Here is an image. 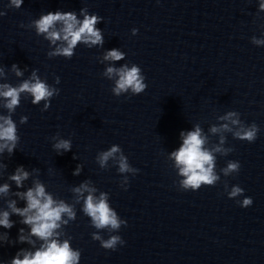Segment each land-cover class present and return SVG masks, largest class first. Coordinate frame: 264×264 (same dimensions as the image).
I'll return each instance as SVG.
<instances>
[{
    "label": "water",
    "instance_id": "obj_1",
    "mask_svg": "<svg viewBox=\"0 0 264 264\" xmlns=\"http://www.w3.org/2000/svg\"><path fill=\"white\" fill-rule=\"evenodd\" d=\"M258 0H24L17 8L0 0V82L13 85L29 78L33 69L60 92L31 103L28 93L12 113L19 140L12 154L0 156V183L12 185L0 196V208L14 196L15 182L8 175L18 164L29 170L24 186L40 179L55 198L75 211L59 231L81 251L79 264H264V45L251 37H264V11ZM86 8L103 17L98 24L104 44H78L71 58L49 56L54 47L38 35L33 21L57 8ZM138 29L132 34L131 29ZM117 47L126 56L103 58ZM23 75L17 76L12 63ZM138 64L147 87L139 94L116 96L114 77L105 69L112 64ZM60 77V83L56 82ZM229 110L238 113L241 125H258L254 141L236 138L232 130L212 133L211 126ZM0 112L7 109L0 107ZM28 116L25 123L22 116ZM199 124L216 153L215 171L220 179L198 190L179 187L169 153L179 146L181 129ZM72 140V149L58 155L56 139ZM223 137V141H221ZM119 144L137 173L118 171L110 158L104 166L100 151ZM75 156V158H73ZM229 160L240 169L224 175ZM77 164L82 170L73 175ZM128 187L124 188V177ZM87 182L95 195L107 193L110 205L127 220L118 232L125 241L115 250L101 247L92 233L107 238L108 228L97 229L82 211L83 198L74 187ZM232 184L245 189L253 203L241 207L226 194ZM83 195H87L85 192ZM11 219L19 221L16 214ZM19 222L6 229L15 239ZM5 229L0 228V233ZM33 239H36L33 237ZM40 241L36 239V246ZM27 242L0 244V260L10 259Z\"/></svg>",
    "mask_w": 264,
    "mask_h": 264
},
{
    "label": "clouds",
    "instance_id": "obj_2",
    "mask_svg": "<svg viewBox=\"0 0 264 264\" xmlns=\"http://www.w3.org/2000/svg\"><path fill=\"white\" fill-rule=\"evenodd\" d=\"M24 0H10V4L19 8ZM257 8L264 11V0H258ZM5 13L0 11V15ZM103 17L96 12H89L84 7L78 11L73 9L63 10L57 8L42 13L33 21L36 33L43 35L54 47L48 52L49 56H63L71 58L78 44H84L88 47L104 44V33L98 24ZM137 28L131 29L132 34H136ZM253 44L257 46L264 45V37H251ZM126 53L117 48H108L104 52L103 58L108 61L121 60ZM12 69L17 76H22L23 71L17 63H12ZM105 73L109 78L114 77L112 93L116 96L131 93L136 95L144 91L147 87L145 75L141 67L132 63L131 65L122 64L119 67L108 65ZM3 69L0 68V75H3ZM56 82L60 83V77L56 76ZM28 93L31 96L32 104H39L44 101L43 110L49 108L51 98L58 95L59 88L53 87L42 79L37 70L33 69L29 78L23 79L19 84L13 85L7 81L0 82V107L7 109L6 113L0 112V156L7 151L12 154L16 149L19 140L17 132V123L12 117V113L21 102V94ZM222 123L219 126L213 125L209 129L212 133L224 130H232L231 126L236 125L233 135L236 138L252 142L256 139L259 130L258 125L252 123L249 126L240 124L238 113L235 110H229L219 117ZM28 116L20 118L21 123H25ZM180 143L169 153L174 162L179 180V187L184 190H198L202 185H214L220 179V175L215 171L216 153L224 151L220 145L213 148L207 147L208 137L199 124L193 125L190 129H181L179 132ZM221 137V141H223ZM58 155H63L72 149V140L68 138H59L51 145ZM75 158V156L73 157ZM112 158L118 163V171L121 173H137L138 168L130 165L127 155L119 144L113 143L106 150L100 151L96 159L101 166ZM0 167H7L0 162ZM240 169L239 160H229L222 169L224 175L232 172H238ZM82 165L77 164L73 170V175L79 174ZM30 172L23 164H18L14 171L8 175V180L15 182L14 196L24 201L23 206H18L17 199L6 200L7 207L0 208V228L5 229L0 233V244H15L18 242H27L32 245L31 248H19L15 254L7 260H0V264H79L81 251L74 248L69 239H61L59 229L62 224H67V219H74L75 211L73 207L63 199L55 198L46 190L45 184L40 179H34L31 186L25 187L24 181L28 179ZM123 187H128V177H124ZM12 185L7 181L0 183V196H7ZM74 192L78 195L77 199L83 198L82 211L91 218L93 226L97 229L108 228L112 234L106 239L101 237L99 232L92 233V238L98 240L101 247L115 250L117 244L123 245L118 230L121 225L127 224V220L122 218L116 209H114L108 200L107 193L101 192L98 196L94 193L96 189L90 187L87 182H82L74 187ZM87 192V195H83ZM245 189L239 184H232L230 190L226 192L229 198H237V203L241 207L250 206L253 203L251 196H243ZM12 214L19 217V221L10 218ZM19 222L21 225L16 238L13 240L6 229L12 228ZM40 241L36 246V239Z\"/></svg>",
    "mask_w": 264,
    "mask_h": 264
}]
</instances>
